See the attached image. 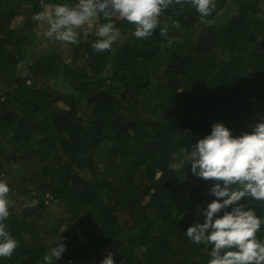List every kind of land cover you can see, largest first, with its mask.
I'll return each instance as SVG.
<instances>
[{"label":"trees","instance_id":"trees-1","mask_svg":"<svg viewBox=\"0 0 264 264\" xmlns=\"http://www.w3.org/2000/svg\"><path fill=\"white\" fill-rule=\"evenodd\" d=\"M51 2L0 0V179L19 241L0 264H43L45 243L61 238L57 264H100L109 251L118 264H207L211 246L184 232L203 222L197 205L215 198V181L190 162L184 173L168 165L213 123L239 136L264 120V0H215L203 20L190 0H173L142 39L114 17L122 38L103 52L91 47L95 30L80 38L78 74L57 54L22 65L24 23ZM60 74L76 77L62 84Z\"/></svg>","mask_w":264,"mask_h":264},{"label":"clouds","instance_id":"clouds-1","mask_svg":"<svg viewBox=\"0 0 264 264\" xmlns=\"http://www.w3.org/2000/svg\"><path fill=\"white\" fill-rule=\"evenodd\" d=\"M172 3L173 0H54L43 4V10L34 12L32 19L46 23L47 38L79 44V29L102 16L104 22L95 25L97 39L91 47L103 52L114 50L113 43L122 38L114 17L134 24L132 35L136 38H147L160 25L162 11ZM190 3L202 20L215 8V0ZM159 31L167 35L166 27ZM250 127V131L236 136L224 123H213L209 134L180 153H173L168 165L184 173L190 162L192 174L215 181L209 189L215 198L206 207L197 205L203 222L192 223L184 232L191 241L211 246L207 264H264V239L257 235L264 226V120ZM9 193L10 185L0 179V258L11 257L19 244L5 223L10 216ZM222 210L223 214H218ZM65 252L66 244L61 238L43 254V264H57ZM100 264L118 262L109 251Z\"/></svg>","mask_w":264,"mask_h":264},{"label":"rangeland","instance_id":"rangeland-1","mask_svg":"<svg viewBox=\"0 0 264 264\" xmlns=\"http://www.w3.org/2000/svg\"><path fill=\"white\" fill-rule=\"evenodd\" d=\"M45 4V3H44ZM264 10V6L262 7ZM33 14V13H32ZM32 14L29 17L30 19L26 21L24 26L26 27V30L30 33V36L32 37V45L30 47V54L29 58L22 64L23 66H29L31 62H33V58L38 59L42 55L48 54L55 55L57 54L61 61L66 63L68 65V68L73 70V74H78L80 70L82 69L86 70V60L85 56L81 52L78 44H72V43H65L61 41H57L54 39L47 38L44 35V32L47 28L46 23L43 22H37L32 19ZM17 21H22L21 17H17L14 19ZM98 23V20H93L89 24H86L82 26L79 31L81 33L80 38H83L85 35H89L95 30V25ZM198 34L195 35V40L197 39ZM82 40V39H81ZM60 77L57 79V81L65 83L69 80H75V77H66L64 74H60ZM67 85L65 86V88ZM52 209L50 210L54 215L58 214L60 212V207L57 204L51 205ZM33 220L31 217H28V220ZM42 224V221H41ZM67 229V225L64 224L62 227L61 232L64 233ZM37 231H40L41 234L43 232V229L39 227ZM52 242H46L45 245L51 247ZM48 248V247H47ZM86 260L85 258H81V264H85Z\"/></svg>","mask_w":264,"mask_h":264}]
</instances>
